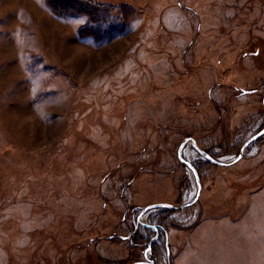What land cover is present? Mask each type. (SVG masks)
<instances>
[{
	"label": "rangeland",
	"instance_id": "1",
	"mask_svg": "<svg viewBox=\"0 0 264 264\" xmlns=\"http://www.w3.org/2000/svg\"><path fill=\"white\" fill-rule=\"evenodd\" d=\"M59 1L0 0V264H264V134L140 217L263 129L264 0Z\"/></svg>",
	"mask_w": 264,
	"mask_h": 264
},
{
	"label": "water",
	"instance_id": "2",
	"mask_svg": "<svg viewBox=\"0 0 264 264\" xmlns=\"http://www.w3.org/2000/svg\"><path fill=\"white\" fill-rule=\"evenodd\" d=\"M263 105H264V93H263ZM264 134V127L263 129H261L259 132H257L256 134H254L252 137H250L242 146L239 154L232 160L230 161H227V162H221V161H218L216 159H214L212 156H210V154H208L207 152L203 151L202 149H200L196 143L194 142L193 139L191 138H186L179 146L178 148V151H177V156H178V159L179 161L184 164L188 169H190L195 177V180L196 182L198 183V188H197V193H196V196L194 198L193 201H191L190 203L186 204V205H181L179 207H175L174 205H171V204H164V203H160V204H153V205H150L148 207H145L144 209L141 210L140 212V217L146 213L148 210H151V209H156V208H167V209H176V208H183V207H188L192 204H194L197 199L199 198L200 196V191H201V186L199 184V179H198V173L196 171V169L191 165V163H189L187 160H185L183 157H182V151L184 149V146L188 143V142H191L192 144V147L195 149V151L202 157L204 158L205 160H207L208 162H210L211 164H214V165H218V166H229V165H232L236 162H238L243 154H244V151L246 149V147L251 144L253 141H255L257 138H259L261 135ZM134 264H153V262L151 261H145V262H136Z\"/></svg>",
	"mask_w": 264,
	"mask_h": 264
},
{
	"label": "trees",
	"instance_id": "3",
	"mask_svg": "<svg viewBox=\"0 0 264 264\" xmlns=\"http://www.w3.org/2000/svg\"><path fill=\"white\" fill-rule=\"evenodd\" d=\"M59 2H62L64 5H66L67 3H68V5H70L71 4V2H72V0H60ZM75 4H76V2H75ZM107 11V10H106ZM88 13L90 14V16L91 15H94V19L92 20V22H94V24L95 23H97V21L103 16V15H101L99 12H98V14H97V10L96 9H94V8H92L91 10H89L88 11ZM102 13V12H101ZM100 16V17H99ZM102 21H103V17H102ZM94 33V32H93ZM89 34V33H88Z\"/></svg>",
	"mask_w": 264,
	"mask_h": 264
}]
</instances>
